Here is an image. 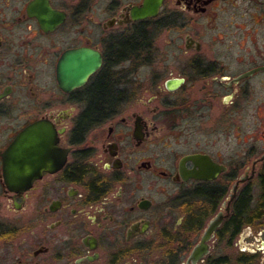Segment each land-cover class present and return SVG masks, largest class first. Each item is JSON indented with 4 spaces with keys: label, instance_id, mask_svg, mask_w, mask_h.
Returning <instances> with one entry per match:
<instances>
[{
    "label": "flooded vegetation",
    "instance_id": "1",
    "mask_svg": "<svg viewBox=\"0 0 264 264\" xmlns=\"http://www.w3.org/2000/svg\"><path fill=\"white\" fill-rule=\"evenodd\" d=\"M262 179L264 0H0V264H264Z\"/></svg>",
    "mask_w": 264,
    "mask_h": 264
},
{
    "label": "water",
    "instance_id": "2",
    "mask_svg": "<svg viewBox=\"0 0 264 264\" xmlns=\"http://www.w3.org/2000/svg\"><path fill=\"white\" fill-rule=\"evenodd\" d=\"M96 65L97 63L93 64L90 68H87L84 73H82V69L77 68L74 83H72V74L69 73L70 70L64 67L63 75L61 76L62 87L82 85L87 76L96 69ZM36 128L37 126L31 127L27 131L21 133L5 155V159L14 178H20L26 167L35 165L38 152V132ZM219 222L220 219H217L212 223L207 232V236H209Z\"/></svg>",
    "mask_w": 264,
    "mask_h": 264
},
{
    "label": "rangeland",
    "instance_id": "3",
    "mask_svg": "<svg viewBox=\"0 0 264 264\" xmlns=\"http://www.w3.org/2000/svg\"><path fill=\"white\" fill-rule=\"evenodd\" d=\"M250 123L252 125H254V120L251 119V121H249L247 116H244V117L236 116V118H235V124H236V126H239L240 125V127H241V130L240 131L237 128L236 129V132H235V135H236L235 145L236 146H237V142L239 144L240 143V140H243L247 136L248 133L246 132L247 131L246 128H247V126L250 125ZM259 125L262 126V123H259ZM254 127H255V125H254Z\"/></svg>",
    "mask_w": 264,
    "mask_h": 264
},
{
    "label": "trees",
    "instance_id": "4",
    "mask_svg": "<svg viewBox=\"0 0 264 264\" xmlns=\"http://www.w3.org/2000/svg\"><path fill=\"white\" fill-rule=\"evenodd\" d=\"M101 96H100V100L99 101H97L98 102V104H99V107H102V105L103 104H109V96H110V94H109V92L108 93H105V94H100ZM105 97V98H104ZM260 187H261V189H262V194H263V196H262V199H264V180L262 179L260 182Z\"/></svg>",
    "mask_w": 264,
    "mask_h": 264
}]
</instances>
